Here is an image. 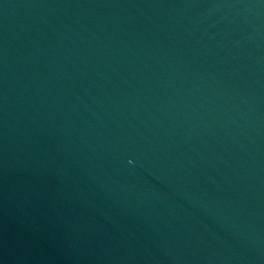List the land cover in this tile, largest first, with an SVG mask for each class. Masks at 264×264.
<instances>
[{
	"label": "water",
	"instance_id": "95a60500",
	"mask_svg": "<svg viewBox=\"0 0 264 264\" xmlns=\"http://www.w3.org/2000/svg\"><path fill=\"white\" fill-rule=\"evenodd\" d=\"M0 264H264V0H0Z\"/></svg>",
	"mask_w": 264,
	"mask_h": 264
}]
</instances>
